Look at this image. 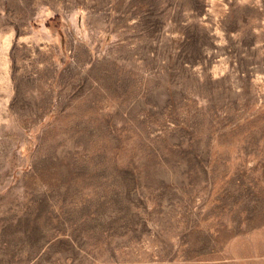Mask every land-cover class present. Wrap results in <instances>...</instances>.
Wrapping results in <instances>:
<instances>
[{
    "label": "rangeland",
    "instance_id": "1",
    "mask_svg": "<svg viewBox=\"0 0 264 264\" xmlns=\"http://www.w3.org/2000/svg\"><path fill=\"white\" fill-rule=\"evenodd\" d=\"M0 264H264V0H0Z\"/></svg>",
    "mask_w": 264,
    "mask_h": 264
}]
</instances>
